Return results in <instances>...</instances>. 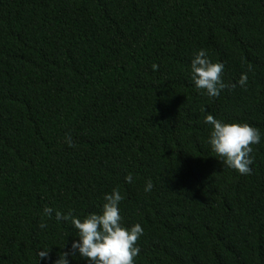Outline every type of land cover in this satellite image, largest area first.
Here are the masks:
<instances>
[{
	"label": "trees",
	"instance_id": "obj_1",
	"mask_svg": "<svg viewBox=\"0 0 264 264\" xmlns=\"http://www.w3.org/2000/svg\"><path fill=\"white\" fill-rule=\"evenodd\" d=\"M200 48L225 66L217 97L190 80ZM202 109L261 133L250 175L210 150ZM113 188L135 264H264V0H0V264L46 246L51 264L76 238L55 211Z\"/></svg>",
	"mask_w": 264,
	"mask_h": 264
},
{
	"label": "clouds",
	"instance_id": "obj_2",
	"mask_svg": "<svg viewBox=\"0 0 264 264\" xmlns=\"http://www.w3.org/2000/svg\"><path fill=\"white\" fill-rule=\"evenodd\" d=\"M153 64V70L157 69ZM225 66L221 62H214L209 58L203 48L197 49L190 60L189 77L198 91L208 97H217L226 87L222 80ZM247 74L241 73L236 84L246 87ZM235 85H233L234 87ZM203 117L204 123L209 125L206 143L210 150L220 158L226 167L236 171L240 175H250L253 161L250 157L251 145L259 144L261 133L249 123H228L207 114L206 109ZM70 139V138H69ZM125 182L132 181L129 173L124 177ZM151 180L146 181L144 191H151ZM123 199L120 191L113 188L110 193H105L103 202L98 212H91L83 218L73 214L72 209L66 212L55 211L57 222H70L75 231V239L69 247L65 243L51 260V264H70V259L79 258L86 264H135V257L139 254L136 241L143 234L140 224L125 227L120 215V202ZM53 209L45 206L42 215L52 218ZM38 227L46 229L47 224L41 222ZM51 247H43L36 251L37 264H48Z\"/></svg>",
	"mask_w": 264,
	"mask_h": 264
}]
</instances>
